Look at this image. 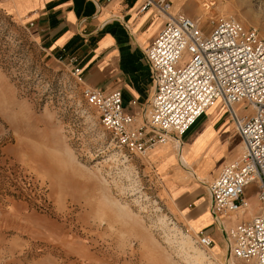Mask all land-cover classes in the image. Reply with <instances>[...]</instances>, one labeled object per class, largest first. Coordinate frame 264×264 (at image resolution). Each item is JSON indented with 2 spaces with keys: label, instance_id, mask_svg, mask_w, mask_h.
Wrapping results in <instances>:
<instances>
[{
  "label": "rangeland",
  "instance_id": "rangeland-1",
  "mask_svg": "<svg viewBox=\"0 0 264 264\" xmlns=\"http://www.w3.org/2000/svg\"><path fill=\"white\" fill-rule=\"evenodd\" d=\"M178 7L207 31L211 18L232 14L264 36V0H215L216 15L205 14L201 0H173ZM43 46L25 19L0 8V264H225L218 224L206 231L222 247L200 246L191 222L171 210L146 156L115 145L68 58ZM188 58L185 53L179 65ZM232 126L219 130L222 163L243 150ZM217 139L200 153L182 145L203 180L179 162L176 139L151 155L168 151L205 190L222 164L204 177ZM176 170L175 178H185ZM246 194L256 212V186Z\"/></svg>",
  "mask_w": 264,
  "mask_h": 264
},
{
  "label": "built area",
  "instance_id": "built-area-1",
  "mask_svg": "<svg viewBox=\"0 0 264 264\" xmlns=\"http://www.w3.org/2000/svg\"><path fill=\"white\" fill-rule=\"evenodd\" d=\"M149 6H154L165 22L144 48L155 86L137 112L125 108L119 89L105 91L86 83L75 55L67 57L72 73L115 145L138 156H146L170 138L181 141L188 127L219 100L244 148L205 183L209 210L223 232L228 252L225 264L231 257L264 264V36L257 26L245 25L232 14L216 15L215 0H201L204 13L216 15L209 20L208 31L199 17L173 14L170 0H142L139 10ZM185 53L189 58L179 65ZM130 103L137 104L134 99ZM239 103L246 108L239 111ZM252 184L259 207L250 213L246 191ZM194 235L204 248L215 243L203 230Z\"/></svg>",
  "mask_w": 264,
  "mask_h": 264
},
{
  "label": "crops",
  "instance_id": "crops-1",
  "mask_svg": "<svg viewBox=\"0 0 264 264\" xmlns=\"http://www.w3.org/2000/svg\"><path fill=\"white\" fill-rule=\"evenodd\" d=\"M141 1L0 0V8L14 17L25 19L28 23L32 21L31 28L47 51L63 54L66 58L75 55L86 83L105 91L119 89L125 108L137 112L150 98L155 86L153 69L144 48L165 22L164 16L158 13L154 6L139 10ZM170 1L173 5V0ZM178 12L191 16L183 11L182 7H178ZM132 99L136 100L137 104L132 105ZM200 117V122L188 132ZM228 122L232 123L225 107L216 100L182 134L180 146L176 147L174 144L179 162L180 158L185 159L184 167L197 176L198 180L203 178L191 167L192 163L187 158V151L182 147L183 143L189 144L192 151L200 153L218 138L216 149L211 153L213 157L203 163L206 166L203 170L210 168L204 177L210 176L225 159L219 148V130L223 132ZM207 128L209 132L205 133ZM232 128L235 129L234 126ZM238 136L240 137L239 133ZM159 145L149 150L146 159L158 175L171 210L178 213L186 223L190 221L193 230H203L211 235L206 231L213 221L206 188L203 190L199 181L192 180L193 176L188 175L179 166L178 161L174 160V156L168 155V151L162 152L161 155L157 153V157L152 158V151L160 147ZM225 162L220 165L218 172ZM176 169L184 171L185 178H175L174 174L179 171ZM216 246L222 247L214 244L212 248Z\"/></svg>",
  "mask_w": 264,
  "mask_h": 264
},
{
  "label": "bare ground",
  "instance_id": "bare-ground-1",
  "mask_svg": "<svg viewBox=\"0 0 264 264\" xmlns=\"http://www.w3.org/2000/svg\"><path fill=\"white\" fill-rule=\"evenodd\" d=\"M171 12H172L173 14L178 13V11H175V10L173 9V5H172ZM215 101H216V100H214L211 104H213ZM211 104H210V105H211ZM210 105H209V106H210ZM209 106H208V107H209ZM208 107H207V108H208ZM207 108H206V110H207ZM171 139L173 140L174 138H170L167 142H165V143L162 144V145H165V144L168 143ZM173 141H174V140H173ZM175 141H176V140H175ZM178 141H179V140H178ZM179 142H181V141H179ZM179 142H177V143H179ZM159 146H160V145H159ZM243 148H244V146H243V144H242V149H243ZM180 157H181V156H180ZM180 159H181V161L183 162V164H186L185 159H183V158H180ZM248 211H249V212H252L251 209H249ZM195 231H196V230H194V232H195ZM212 247H213V246H212ZM212 247H211L210 249H212ZM226 259H227V258H226ZM233 261H235V259H234L233 257L229 258V259H228V264H232ZM233 264H234V263H233Z\"/></svg>",
  "mask_w": 264,
  "mask_h": 264
}]
</instances>
